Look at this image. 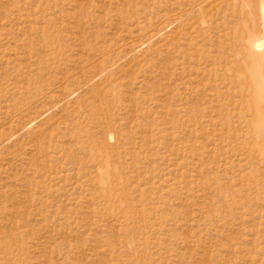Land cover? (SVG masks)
<instances>
[{"label": "rangeland", "instance_id": "rangeland-1", "mask_svg": "<svg viewBox=\"0 0 264 264\" xmlns=\"http://www.w3.org/2000/svg\"><path fill=\"white\" fill-rule=\"evenodd\" d=\"M0 264H264V0H0Z\"/></svg>", "mask_w": 264, "mask_h": 264}, {"label": "bare ground", "instance_id": "bare-ground-1", "mask_svg": "<svg viewBox=\"0 0 264 264\" xmlns=\"http://www.w3.org/2000/svg\"><path fill=\"white\" fill-rule=\"evenodd\" d=\"M259 46H261V45H259Z\"/></svg>", "mask_w": 264, "mask_h": 264}]
</instances>
